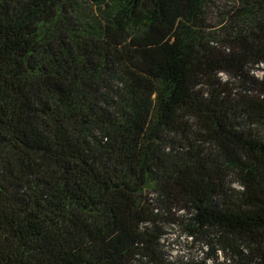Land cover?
Returning <instances> with one entry per match:
<instances>
[{
  "label": "trees",
  "instance_id": "16d2710c",
  "mask_svg": "<svg viewBox=\"0 0 264 264\" xmlns=\"http://www.w3.org/2000/svg\"><path fill=\"white\" fill-rule=\"evenodd\" d=\"M0 264H264V0H0Z\"/></svg>",
  "mask_w": 264,
  "mask_h": 264
},
{
  "label": "rangeland",
  "instance_id": "374dc122",
  "mask_svg": "<svg viewBox=\"0 0 264 264\" xmlns=\"http://www.w3.org/2000/svg\"><path fill=\"white\" fill-rule=\"evenodd\" d=\"M85 6L89 8L87 4H85ZM91 6L93 7L92 4ZM253 73L254 75L260 76L262 74V71L254 70ZM218 76L222 80H225L227 78V75L225 73H219ZM183 233L184 232L181 230V228L175 225H171L167 229L163 239V244H164L163 246L167 253L168 259L187 260L191 258L197 259L200 257L201 255L200 243L196 242L195 244L191 245L189 242L186 241ZM222 259H223V254L219 252L218 260L220 261Z\"/></svg>",
  "mask_w": 264,
  "mask_h": 264
}]
</instances>
